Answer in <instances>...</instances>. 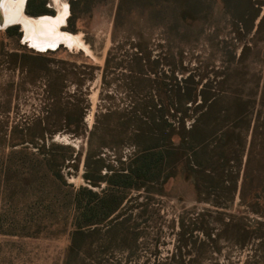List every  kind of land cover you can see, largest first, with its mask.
Wrapping results in <instances>:
<instances>
[{
    "label": "rangeland",
    "instance_id": "1",
    "mask_svg": "<svg viewBox=\"0 0 264 264\" xmlns=\"http://www.w3.org/2000/svg\"><path fill=\"white\" fill-rule=\"evenodd\" d=\"M117 3L26 0L29 17L67 11L61 32L87 49L38 52L19 25L0 30V264H264V0H159L116 17ZM162 83L183 89L193 119L208 113V172L182 160L146 190L88 184L95 161L136 151L111 144L116 120L156 104ZM67 116L85 133L65 132Z\"/></svg>",
    "mask_w": 264,
    "mask_h": 264
},
{
    "label": "trees",
    "instance_id": "2",
    "mask_svg": "<svg viewBox=\"0 0 264 264\" xmlns=\"http://www.w3.org/2000/svg\"><path fill=\"white\" fill-rule=\"evenodd\" d=\"M158 1L118 0L116 17L122 12L124 6H127L128 9H131L137 3L139 7H143L145 3L157 6ZM30 3L31 1H28L27 6ZM182 91L183 89L176 84L168 85L162 83L157 87V92L162 97L156 101V104L153 100H144L136 103L133 102L129 110L125 109V116L116 120L115 129L118 133L111 137V144L121 146L131 145L136 151L128 157L127 161H122L118 157L116 168L104 167L100 159L95 161V173L84 174V179L88 184L97 186L99 183L104 182L114 189L146 190L147 186H161L165 184L174 176V170L182 160L190 166V169H188L190 172L198 170L203 175L206 174L208 172L206 151L209 134L205 130H201L199 126L203 127L204 124L208 123L209 117L205 118L208 113H202L199 118L193 119L188 114V107H186L190 104V100ZM109 112L105 113L103 118L106 119L110 115H113ZM115 113L117 114V112ZM99 118V115H95L94 117L93 128L88 133L89 144H92L93 138L99 134L97 123ZM64 121L65 132H72L75 135H79L80 132L85 133L82 116L78 118L67 116ZM214 138L216 140H213V142L218 152L215 157L216 167L221 169L223 156L220 142L223 139V135L221 134L218 138ZM39 155L32 154L34 158H37ZM49 162V160L44 162L46 168H48L47 163ZM123 162L127 163L124 164ZM49 166L51 168V165ZM88 166L89 164L87 163ZM102 171H105V173L102 174ZM56 175L60 178L59 173H56ZM121 204V201L114 203L111 207L112 210L106 215L115 213ZM217 206L215 205V207ZM195 243L194 241L192 244L195 245ZM188 245V241H178L176 252H179V256H182V251L188 248ZM193 245L192 247H194ZM200 245L202 246L203 244ZM198 250L199 248L197 249V253Z\"/></svg>",
    "mask_w": 264,
    "mask_h": 264
},
{
    "label": "bare ground",
    "instance_id": "3",
    "mask_svg": "<svg viewBox=\"0 0 264 264\" xmlns=\"http://www.w3.org/2000/svg\"><path fill=\"white\" fill-rule=\"evenodd\" d=\"M25 2L26 0H0V30L19 25L24 33V41L38 52L53 50L58 46L87 49L81 35L61 32L67 24V11L56 16L29 17L23 12Z\"/></svg>",
    "mask_w": 264,
    "mask_h": 264
}]
</instances>
